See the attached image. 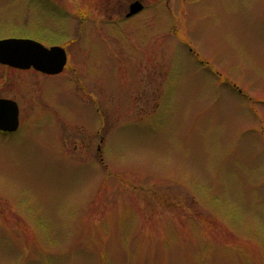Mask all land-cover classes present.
<instances>
[{
	"label": "rangeland",
	"instance_id": "obj_1",
	"mask_svg": "<svg viewBox=\"0 0 264 264\" xmlns=\"http://www.w3.org/2000/svg\"><path fill=\"white\" fill-rule=\"evenodd\" d=\"M0 0V264H264V0ZM129 12V9H128Z\"/></svg>",
	"mask_w": 264,
	"mask_h": 264
},
{
	"label": "water",
	"instance_id": "obj_2",
	"mask_svg": "<svg viewBox=\"0 0 264 264\" xmlns=\"http://www.w3.org/2000/svg\"><path fill=\"white\" fill-rule=\"evenodd\" d=\"M144 5L135 1L130 5L128 17L142 11ZM68 61L61 46L46 47L26 38L0 40V64L21 70L35 69L44 74L56 75L64 71ZM19 127V106L12 99L0 97V131L14 132Z\"/></svg>",
	"mask_w": 264,
	"mask_h": 264
},
{
	"label": "flooded vegetation",
	"instance_id": "obj_3",
	"mask_svg": "<svg viewBox=\"0 0 264 264\" xmlns=\"http://www.w3.org/2000/svg\"><path fill=\"white\" fill-rule=\"evenodd\" d=\"M133 1H137V0H132V1L129 2L128 4H126V3H124L123 5L120 4V5H119V6H120L119 9L116 8V6H113L112 8H113L115 11H118V12L123 11V12L125 13V16L127 17L128 9H129V5H130ZM139 1H141V0H139ZM7 38H22V37H7ZM2 39H5V38H2ZM26 39H34V38H26ZM34 40H35V39H34ZM52 46H54V45H52ZM0 65H2V64H0ZM3 66H5V65H3ZM5 67H8V66H5ZM10 68H11V67H10ZM13 69H14V68H13ZM0 97H2V98L12 99L11 97H7L6 95H3L1 89H0ZM12 100H14V99H12ZM16 102H17V100H16ZM17 103H18V102H17ZM18 105H19V103H18ZM21 119H22V118H21V110L19 109V128H20V126H21V122H22ZM19 128H18V129H19ZM17 131H18V130H16L15 132H17ZM15 132H3V131H0L1 134H14Z\"/></svg>",
	"mask_w": 264,
	"mask_h": 264
}]
</instances>
